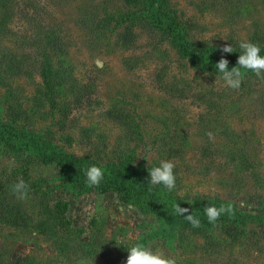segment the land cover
<instances>
[{
	"label": "rangeland",
	"instance_id": "1",
	"mask_svg": "<svg viewBox=\"0 0 264 264\" xmlns=\"http://www.w3.org/2000/svg\"><path fill=\"white\" fill-rule=\"evenodd\" d=\"M170 1L191 23L196 48H223L252 41L257 31L264 32V0ZM12 4L13 12L5 13L12 32L0 36V52L11 50L24 56L26 72L1 79L0 106H15L24 113L15 127L38 134L69 154L90 156L100 165L129 162V167L148 176L160 161H173L176 185L172 191L177 196L207 195L232 202L245 212L260 213L264 202L262 80L247 76L240 89L233 90L225 86L222 75L193 68L149 28L137 26L129 47L122 39L126 24L104 21L110 29L102 32L96 20L105 19L106 11H123L125 0H13ZM32 6L30 15L59 29L68 48L70 78L66 91L52 99L55 107L50 102L42 105L37 98L44 86L41 63L46 52L37 31H30L29 21L20 14L22 8ZM46 58L56 65L53 53ZM76 89L84 95L82 102L76 100L79 95L70 94ZM114 109L130 113L140 126L142 140L112 118ZM17 167L11 157L0 156V182L17 183L21 178L27 182L19 173L15 175ZM30 172L28 196L16 202L32 222L42 213V202L53 206L64 201L66 218L84 234L61 231L55 241L34 228L0 223V264H28L32 258L42 264H126L128 250L157 225L145 203L121 200L113 191L68 190L57 179L60 170L55 164L36 159ZM44 180L48 182L43 183V192L36 193ZM93 220L104 228L106 239L98 250L79 244L92 237ZM246 229L238 242L218 234L220 245L211 252L204 249L200 236L176 241L174 249L162 240L148 246L175 257L178 264H264V226L249 223Z\"/></svg>",
	"mask_w": 264,
	"mask_h": 264
},
{
	"label": "trees",
	"instance_id": "2",
	"mask_svg": "<svg viewBox=\"0 0 264 264\" xmlns=\"http://www.w3.org/2000/svg\"><path fill=\"white\" fill-rule=\"evenodd\" d=\"M13 0H0V17L5 18L6 11L10 14L13 12ZM138 1V5L135 3ZM127 6L123 11L111 14L107 11L104 13L106 18L100 17L96 20L97 26L102 32L110 29L109 25L113 20L117 21V26L126 24L124 34L122 35L123 43L128 47L134 43L135 29L137 26L149 28L159 35L160 42H168L182 56L187 59L193 68L200 72H207L210 75H222L216 68V64L221 58L229 61V70L238 66L237 60L241 49L239 44H231L233 53H224L223 48L217 46H208L196 48L191 40L192 25L189 21L181 17L179 12L171 7L170 0H125ZM137 6H136V5ZM131 6L132 8H128ZM30 8H22L20 14L24 19L29 21L30 31H37V35L41 37L40 41L44 47L45 54L41 63V77L44 80V86L39 91L37 98L43 105L45 102L50 104L52 99L59 97L62 91H66L68 78V70L71 71V64L67 60V45L60 34L59 29L43 24L30 15ZM14 16V15H13ZM8 17L0 20V36H8V32L12 29L8 25ZM91 18V17H90ZM96 18V17H93ZM104 21L106 24H104ZM39 41V42H40ZM261 47V55H264V32L257 31L252 41ZM47 53H53L57 58V63L48 60ZM24 56L5 50L0 52V81L2 78L26 72L23 68L26 66ZM245 72L244 78L247 76L257 78L264 82V79L257 77L254 73ZM243 78V79H244ZM77 88V87H75ZM70 94L79 95L77 102H82V92L72 90ZM52 105L55 107V102ZM10 102V101H9ZM0 106V156H9L17 163L15 175L19 173L27 182L29 187L30 166L37 159L45 165L55 164L60 172L58 180L65 183L68 190L79 193L98 192L106 194L111 191L120 196L121 200L127 202L145 203L149 210L153 212L157 220V225L151 231L145 233L139 240L135 242L143 243L146 246L153 240H162L169 247L175 248L176 241L183 242L189 237H198L204 239V249L208 252L218 248L222 235L233 242L241 241L247 231L246 227L249 223H256L260 227L264 226V202L261 203L259 214H251L240 210L234 203L221 201L207 195L185 196L179 197L173 191L167 190L163 185L156 188L149 184L150 177L140 170L129 167V162L124 165L107 164L100 165L90 156L78 157L65 152L50 141L40 139L38 134L27 130H20L14 126L22 119L24 113L15 106ZM7 112V114H5ZM112 118L119 123L129 127V132L134 134L137 139L142 140L143 137L139 130V125L133 120V117L125 109H114L110 112ZM8 118V119H7ZM10 120L12 123H9ZM96 165L104 169V179L98 187H89L86 183V170ZM47 180L41 181L35 188L36 193L43 192L42 186ZM15 182H0V223L19 229L34 228L35 232H40L59 241L60 232L76 233L79 236L84 234V230H75L72 223L66 218L68 204L59 201L50 204L46 201L41 203V214L36 221L32 222L27 212L16 202L17 195L13 191ZM49 187L48 183H45ZM180 204L182 208H188V214L194 213L201 220V226L194 228L184 219L183 216L174 211V205ZM221 204H232L235 209V215H221L215 225L208 222L204 214V208L209 206L219 207ZM93 233L90 240L85 243L79 241L83 247H90L98 250L104 246L106 239L104 237V228H99L96 220H93ZM71 237V234H67ZM219 240V241H218ZM134 244V245H135ZM28 264H42L36 258L29 260Z\"/></svg>",
	"mask_w": 264,
	"mask_h": 264
},
{
	"label": "clouds",
	"instance_id": "3",
	"mask_svg": "<svg viewBox=\"0 0 264 264\" xmlns=\"http://www.w3.org/2000/svg\"><path fill=\"white\" fill-rule=\"evenodd\" d=\"M241 54H239L237 64L229 70V61L221 58L215 65L219 73L222 74L225 86L233 90L240 89L245 72L250 71L257 77L264 79V55H261V47L251 41H241L239 44ZM224 53H233L232 45L223 47ZM210 139L214 138L212 133H208ZM175 163L170 160H162L159 166L153 167L149 172V184L163 185L167 190L171 191L176 185V176L174 174ZM104 179V169L92 165L86 170V183L89 187H98ZM13 191L18 199H26L28 196V185L21 178L13 185ZM174 211L183 216L194 228L201 226V220L194 213L188 214V208H182L180 204L174 205ZM204 214L208 222L215 225L221 215L227 214L230 217L235 215V209L232 204L219 207L207 205L204 208ZM126 264H178L175 257L167 256L162 250L153 251L149 246L143 243H137L128 250Z\"/></svg>",
	"mask_w": 264,
	"mask_h": 264
}]
</instances>
